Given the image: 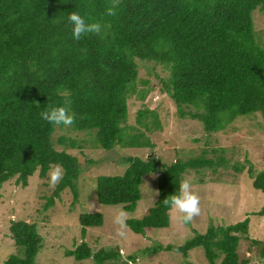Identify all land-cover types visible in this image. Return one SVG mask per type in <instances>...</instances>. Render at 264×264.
<instances>
[{
	"label": "trees",
	"instance_id": "1",
	"mask_svg": "<svg viewBox=\"0 0 264 264\" xmlns=\"http://www.w3.org/2000/svg\"><path fill=\"white\" fill-rule=\"evenodd\" d=\"M111 0H0V197L10 180L26 187L39 172L47 178L50 167L60 165L63 179L47 197L45 208L56 204L71 189L74 206L79 200L78 182L82 163L68 147L81 148L77 139L61 135L40 117L49 106H65L76 116L68 130L93 134L90 141L107 150L156 147L147 132L161 129L160 113L152 106L139 109L136 124L129 122V99L137 94L147 99L155 87L140 78L142 61L154 62L169 72L161 78V91L175 102L179 119L200 121L210 136L226 131L236 120L264 114V40L257 32L254 12H264V0H120L115 16L106 15ZM86 22H100L101 35L72 38L71 12ZM107 25V27H103ZM139 80L143 84L138 87ZM146 105V103L144 104ZM84 117L81 119V117ZM86 142V141H84ZM58 144L64 146L59 147ZM164 161L154 150L147 157H125L123 174H100L97 198L107 205H123L134 211L142 197L145 175L158 174L159 195L140 218L127 219L135 232L171 224L169 207L163 200L179 192L188 170L227 165L222 155ZM224 152L225 149H222ZM248 168L253 185L264 192V170ZM242 171L246 165H233ZM264 216V206L257 212ZM86 227L104 223L101 212L80 214ZM250 218L229 225L210 224L183 245L157 246L182 253L203 247L210 264H249L241 257V239L264 260V240L251 238ZM12 237L25 247V255H10L3 264H39L36 256L43 244L37 224L13 220ZM67 255L78 260L94 258L95 264H130L120 247L94 251L87 241ZM183 264H195L186 259Z\"/></svg>",
	"mask_w": 264,
	"mask_h": 264
},
{
	"label": "rangeland",
	"instance_id": "2",
	"mask_svg": "<svg viewBox=\"0 0 264 264\" xmlns=\"http://www.w3.org/2000/svg\"><path fill=\"white\" fill-rule=\"evenodd\" d=\"M253 16L256 30L264 40V12L258 9ZM140 63V78H149L155 88L149 92L146 100L137 94L130 97L129 122L136 124L139 109L145 106L156 108L163 126L147 132L156 147L123 148L117 145L107 150L92 144L90 140L94 138L93 134L58 127L54 135L56 140L61 135H67L84 144L82 148H67L78 155L82 163L78 182L79 200L73 206L74 193L67 189L54 206L46 209L47 197L57 186H50L49 174L47 178H43L37 172L30 177L26 187L15 180L7 181L0 197V264L12 254L25 255V247L16 244L11 232L13 220L21 219L36 223L43 236L42 247L36 256L39 264H95L92 257L78 260L75 256L66 254L68 249H75L82 241H87L94 251L120 247L126 259L133 257L129 260L130 264H183L186 259L195 264H210L203 247L192 249L188 258L182 253L166 249L155 251L154 248L183 245L196 233H205L211 223L229 225L247 217L250 218L251 238L264 240V216L257 214L264 206V192L254 187L253 178L248 173L251 165L248 161L254 164L257 172L264 170V114L258 112L239 118L226 131L209 136L200 121L179 119L175 102L161 91L162 81L157 74L165 78L169 72L161 65L154 67V62ZM142 87L139 80L137 88ZM58 146L64 148L61 144ZM212 148L219 152L214 154L208 151L206 156L217 159L222 155L226 158L227 165L219 167L215 172L217 167H206L200 171L188 170L185 174V178L191 183V190L199 196L201 211L198 216L191 222L184 223L176 213L170 211L171 224L168 227L147 228L144 233H138L126 223L125 235H118L119 226L113 223L114 215L122 210L127 219L144 216L158 198V174L144 176L142 197L134 211L126 210L120 204L107 205L99 202L97 178L100 174H123L129 165L125 157L131 155L147 157L155 150L164 161L171 162L179 157H198L204 150ZM234 164L246 165V168L237 171ZM86 212H101L104 223L86 227L84 233L79 217ZM238 251L242 258H252L249 264H264L257 248L251 246V239H241ZM220 262L221 259L219 264Z\"/></svg>",
	"mask_w": 264,
	"mask_h": 264
},
{
	"label": "clouds",
	"instance_id": "3",
	"mask_svg": "<svg viewBox=\"0 0 264 264\" xmlns=\"http://www.w3.org/2000/svg\"><path fill=\"white\" fill-rule=\"evenodd\" d=\"M119 4L120 0H111L110 6L106 8V15L115 16ZM67 19L72 25L71 35L75 41H79L86 34L101 35L102 25L100 22H86L85 18L75 11L71 12ZM103 27L106 28L107 25ZM40 117L53 126L66 128L71 127L76 120L75 114L70 113L65 106H49L40 113ZM83 118L82 116L81 119ZM63 175L64 170L60 165L50 167V186L55 187L63 179ZM162 202L184 223L191 222L201 211L199 196L191 190V183L187 178L181 180L178 193L167 196ZM126 219V214L122 210L117 211L113 217V223L119 226L118 235L122 237L125 235Z\"/></svg>",
	"mask_w": 264,
	"mask_h": 264
}]
</instances>
